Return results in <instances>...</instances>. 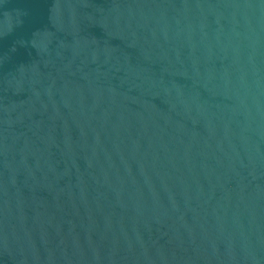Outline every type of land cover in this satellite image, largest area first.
I'll use <instances>...</instances> for the list:
<instances>
[{
	"label": "water",
	"instance_id": "water-1",
	"mask_svg": "<svg viewBox=\"0 0 264 264\" xmlns=\"http://www.w3.org/2000/svg\"><path fill=\"white\" fill-rule=\"evenodd\" d=\"M0 264H264V0H0Z\"/></svg>",
	"mask_w": 264,
	"mask_h": 264
}]
</instances>
